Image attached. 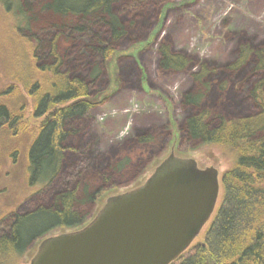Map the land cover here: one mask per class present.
<instances>
[{
    "label": "trees",
    "instance_id": "16d2710c",
    "mask_svg": "<svg viewBox=\"0 0 264 264\" xmlns=\"http://www.w3.org/2000/svg\"><path fill=\"white\" fill-rule=\"evenodd\" d=\"M3 2L7 10L12 8L8 0ZM166 2L18 0L13 27L24 47L16 52L11 73L32 98L35 117L55 112L41 127L29 131L31 141L24 157L27 184L37 187L32 194L34 204L0 217V264L13 263L53 230L84 226L86 210L103 186L131 168L128 156L113 160L94 154L96 135L88 134L89 114L95 107L90 97L98 92L104 66L115 49L132 42L134 32L150 29ZM142 33L137 42L148 37V32ZM241 38L245 41L237 44L233 59L218 66L174 49L168 37L157 47L161 73L187 72L193 65L198 68L191 72L192 87L181 97L182 106L189 108L180 124L184 139L217 146L233 157L221 176V200L203 241L191 243L170 264H264V41L253 45L251 38ZM216 69L222 70L218 76ZM245 69L250 72L242 93L249 105L244 104L241 90L236 93L231 87L233 93L225 105L237 114L214 112L204 105L213 80H218L223 93L229 81L243 78ZM5 93L10 96L0 100V131L9 130L14 136L25 104L18 102L16 86L11 84ZM160 131L165 134L163 128ZM153 139L149 129H138L127 143L135 148ZM87 144L91 147L84 162ZM110 152L115 153L114 148ZM71 168L76 178L61 183L59 178Z\"/></svg>",
    "mask_w": 264,
    "mask_h": 264
},
{
    "label": "rangeland",
    "instance_id": "374dc122",
    "mask_svg": "<svg viewBox=\"0 0 264 264\" xmlns=\"http://www.w3.org/2000/svg\"><path fill=\"white\" fill-rule=\"evenodd\" d=\"M8 2L12 5L9 10L0 0V100L9 98L10 95H4V92L12 84L18 88L22 97L19 96L18 102L23 101L25 106L20 110L22 118L17 135L13 136L9 130L0 131V217L13 211H24L34 204L32 194L37 187H29L27 184L24 157L31 141L29 131L41 127L55 112L52 110L35 117L32 98L15 81L14 73H11L16 65V52L24 45L18 42L13 27L18 19L14 14V11L17 12L18 0ZM142 32H148V37L137 42L135 39L141 38L144 34ZM142 32H134L130 36L132 42L128 41L115 49L104 66L100 85L96 89L98 92L90 97L95 107L89 114L92 122L88 124V134L96 135L94 154L100 153L113 160L128 156L131 168L126 174L116 176L111 183L103 186L96 202L86 210L88 218L85 224L93 220L107 199L143 185L156 167L170 155L175 159H192L201 169L215 168L219 182L212 215L192 241L193 245L204 239V231L221 200V176L232 165L233 157L217 146L196 145L184 139L180 124L189 108L182 106L181 97L192 87L191 72L198 68L193 65L187 72L161 73L157 66V47L168 37L174 49L184 51L196 60L206 61L208 65H224L233 59L237 44L245 41L241 35L251 38L253 45L264 41V0H167L150 29ZM221 71L216 69L215 76ZM249 72V69L243 70V78L239 82L229 81V89L223 93L219 91L218 80H213L204 105L210 106L214 112L237 114L238 111L228 109L225 102L228 95L241 90L239 94L244 104H250L243 94L247 86L243 82ZM160 128L165 130V134L159 132ZM138 129H149L154 139L150 144L133 148L127 141ZM90 147L87 144L86 151L82 153L84 162L88 160ZM111 148H114L115 153L111 154ZM88 164L92 165V161ZM74 171V168L68 169L59 178L60 182H73L76 178ZM87 172L85 170V174ZM56 184H59L58 181ZM72 230L58 228L49 232L11 264H30L42 241Z\"/></svg>",
    "mask_w": 264,
    "mask_h": 264
},
{
    "label": "water",
    "instance_id": "95a60500",
    "mask_svg": "<svg viewBox=\"0 0 264 264\" xmlns=\"http://www.w3.org/2000/svg\"><path fill=\"white\" fill-rule=\"evenodd\" d=\"M218 192L215 168L170 155L93 220L42 241L30 264H170L209 220Z\"/></svg>",
    "mask_w": 264,
    "mask_h": 264
}]
</instances>
